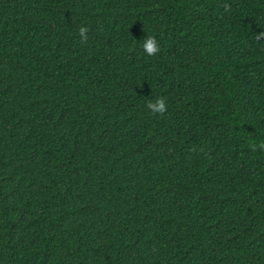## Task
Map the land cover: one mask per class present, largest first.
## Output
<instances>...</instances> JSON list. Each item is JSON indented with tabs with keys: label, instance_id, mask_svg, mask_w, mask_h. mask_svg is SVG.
Here are the masks:
<instances>
[{
	"label": "trees",
	"instance_id": "trees-1",
	"mask_svg": "<svg viewBox=\"0 0 264 264\" xmlns=\"http://www.w3.org/2000/svg\"><path fill=\"white\" fill-rule=\"evenodd\" d=\"M262 32L264 0H0V264H264Z\"/></svg>",
	"mask_w": 264,
	"mask_h": 264
},
{
	"label": "clouds",
	"instance_id": "clouds-1",
	"mask_svg": "<svg viewBox=\"0 0 264 264\" xmlns=\"http://www.w3.org/2000/svg\"><path fill=\"white\" fill-rule=\"evenodd\" d=\"M79 35L81 43H86L88 40V28L86 26H81L79 29ZM261 37H264V32L258 33L257 40H260ZM143 48L147 55L153 56L160 51V44L155 36H147L144 40ZM147 108L152 114L163 116L167 111L166 100L163 97H158L155 101H150L147 104ZM261 147H264V145H261Z\"/></svg>",
	"mask_w": 264,
	"mask_h": 264
}]
</instances>
